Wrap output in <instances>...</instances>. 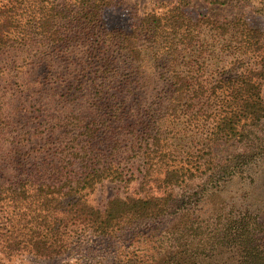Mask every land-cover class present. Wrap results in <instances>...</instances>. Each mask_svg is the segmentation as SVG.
Instances as JSON below:
<instances>
[{
	"label": "trees",
	"instance_id": "trees-1",
	"mask_svg": "<svg viewBox=\"0 0 264 264\" xmlns=\"http://www.w3.org/2000/svg\"><path fill=\"white\" fill-rule=\"evenodd\" d=\"M18 1L0 6V53L25 45L32 35L42 37L60 47L59 53L82 55V77L91 81L94 75L99 82H91L90 121L71 115L56 125L20 132L5 122L0 108V264L23 254L47 260L67 256L87 232L100 241L113 239L121 248L132 246L125 264H264V218L250 207L227 217L219 210L207 216L208 199L202 195L264 160V56L254 68L226 60L219 66L223 54L259 53V41L243 36L230 42L233 38L226 36L236 27L233 20L193 22L179 8L183 0L162 17L145 15L127 32L103 25L102 11L112 0H61L58 8L45 0H23L34 9L29 25L17 13ZM57 21L60 31L52 26ZM198 25L209 26L215 36L199 54L193 51ZM187 50L193 59L180 61ZM205 55L219 69L211 79L205 77ZM148 60L164 85L157 109L149 105L138 119L130 112L141 104L139 75ZM197 101L210 112L211 125L204 131L207 154L176 164V157L170 161L163 154L154 113L165 103L173 114L184 105L194 120ZM229 142L239 144L240 151L215 161L213 147ZM125 154L139 162L138 179L126 168ZM132 180L139 182L134 195L114 197L103 207L89 202L98 184ZM180 218L185 223L174 227ZM153 244L160 249L153 251Z\"/></svg>",
	"mask_w": 264,
	"mask_h": 264
},
{
	"label": "rangeland",
	"instance_id": "rangeland-1",
	"mask_svg": "<svg viewBox=\"0 0 264 264\" xmlns=\"http://www.w3.org/2000/svg\"><path fill=\"white\" fill-rule=\"evenodd\" d=\"M6 1L0 0V6ZM71 1L74 0H68L70 4H72ZM230 1L231 4L218 5L204 0H183L180 3L181 8L178 6L180 5L179 0H112V4L102 11L101 16L106 29L125 32L138 25L145 15L155 13L162 17L173 8L175 9L176 6L193 22H198L202 17L212 20L218 25L233 20L236 27L226 38L232 37L233 39L229 40L234 43L235 41L240 42L243 36H247L250 39L258 40L261 50L259 53L237 51L234 56L229 57L223 54L219 59H223V62L219 66H225L226 60L237 61V65L239 64L241 67H257L260 57L264 56V0ZM18 3H21L22 6L15 4L17 6L15 8L20 9L17 13L25 25H29L34 9L33 7L26 8L23 4L26 2L23 0H19ZM60 3L61 0H45V5L48 7L58 8ZM52 26H55L54 31H60L62 22L57 21ZM198 29L201 31L200 37L194 45L196 49L193 50L197 54L207 48L215 38V36H210L212 33L208 30L209 26L198 25L195 30ZM59 36L62 35L59 33ZM52 44L50 40L32 35L25 45L21 42L0 53V108L3 109V113L1 111L0 113L7 116L6 123L16 127L20 132L32 131L34 127L42 129L47 125H56L71 115H78L86 121H90L94 117L90 102V93L93 90L91 82L98 83L99 79L94 75H90L91 81L82 77V68H84L82 64L85 63L82 62L84 61L82 55H78L76 59L77 55L59 53L60 47L55 49ZM218 47L220 45L216 44L219 56ZM191 59H193L192 52L187 50L181 54L180 61L186 62ZM206 60L208 66L205 69V77L211 79V75L219 69L213 67V63L208 58ZM77 63H81V66ZM152 63L148 60L147 66L139 75L142 81L141 87L139 85L141 93L137 100L139 99L141 104L133 105L130 112L132 117L138 119L146 115L145 111L149 105L152 110L157 109L154 103L163 89L162 74ZM92 70L93 72L97 71V67H92ZM261 96L264 100V86L261 87ZM168 105V103L163 104L160 110L154 113L155 120L160 119L158 124L156 123V128L163 139V154H166L170 161L171 156L176 157L177 160L173 161L176 164L204 157L207 154L204 149V131L211 125L208 118L206 119L210 112L205 106H202L200 101H197L194 111L199 115L196 114L197 116L193 120L191 116L194 113L190 112V109L187 110L186 106H178L176 113L173 114L168 110ZM200 108H204L205 112L197 110H201ZM197 124L200 127H197ZM98 146L104 149L102 144ZM240 149L239 144L234 142L220 143L213 147L212 154L215 161H220L232 153L239 152ZM128 156L129 154H125L126 162L129 163L126 168L130 169L128 171H133L138 179L139 162L134 158L127 160ZM263 182L264 160L255 163V165H248L239 175L227 181L218 190H207V193L202 194L208 199L204 207L207 216L213 211L219 210L223 216L227 217L230 214H239L250 207L253 214L264 218V210L261 211L259 208L264 207ZM138 183V180L104 181L96 186L89 197V202L94 206L103 207L108 200L114 197L134 195L138 191ZM206 217L202 218V221L207 220ZM186 218L177 219L172 225L174 227L182 226ZM84 236L78 241L75 240L76 242L71 246L74 248L69 255L58 259L47 260L23 254L10 260L2 259V262L4 264H76V262L81 264H120L121 262L125 264L128 259L126 254L133 251L132 246L131 248H121L119 245H114L113 239L100 241L89 232ZM152 246L154 247L153 251L159 248L158 244Z\"/></svg>",
	"mask_w": 264,
	"mask_h": 264
}]
</instances>
